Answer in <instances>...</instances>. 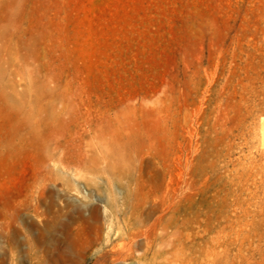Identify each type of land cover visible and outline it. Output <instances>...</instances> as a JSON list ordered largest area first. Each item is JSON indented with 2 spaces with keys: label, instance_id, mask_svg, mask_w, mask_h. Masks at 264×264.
Wrapping results in <instances>:
<instances>
[{
  "label": "rangeland",
  "instance_id": "374dc122",
  "mask_svg": "<svg viewBox=\"0 0 264 264\" xmlns=\"http://www.w3.org/2000/svg\"><path fill=\"white\" fill-rule=\"evenodd\" d=\"M0 264H264V0H0Z\"/></svg>",
  "mask_w": 264,
  "mask_h": 264
}]
</instances>
